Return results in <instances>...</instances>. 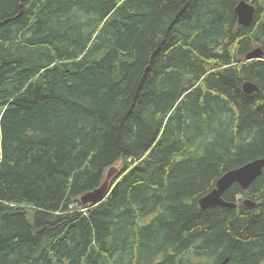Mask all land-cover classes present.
Segmentation results:
<instances>
[{"label": "trees", "instance_id": "trees-1", "mask_svg": "<svg viewBox=\"0 0 264 264\" xmlns=\"http://www.w3.org/2000/svg\"><path fill=\"white\" fill-rule=\"evenodd\" d=\"M245 1L0 0V264H264V167L198 204L264 157Z\"/></svg>", "mask_w": 264, "mask_h": 264}, {"label": "water", "instance_id": "water-1", "mask_svg": "<svg viewBox=\"0 0 264 264\" xmlns=\"http://www.w3.org/2000/svg\"><path fill=\"white\" fill-rule=\"evenodd\" d=\"M234 10L237 15L238 24L248 25L252 22L255 11L253 4L245 0H239ZM7 19L8 18L4 19L3 22H5ZM260 54V49L256 48L247 53L245 57L247 60H249L258 57ZM242 89L245 93L259 91L258 86L250 81H245L242 84ZM263 167L264 157H258L236 168L227 170L216 180L215 187L198 199L199 206L201 208H206L213 205H221L228 208L235 207V202L227 201L222 198L223 192L233 183L239 184V186L244 190L247 189L253 180L261 174ZM116 170V167H109L107 169L105 179L99 186L88 190L79 196L82 205H95L107 197L110 191L108 181L115 174ZM245 204L251 206L253 205V202L247 200L245 201ZM226 261L227 258H224L219 264H226Z\"/></svg>", "mask_w": 264, "mask_h": 264}, {"label": "bare ground", "instance_id": "bare-ground-1", "mask_svg": "<svg viewBox=\"0 0 264 264\" xmlns=\"http://www.w3.org/2000/svg\"><path fill=\"white\" fill-rule=\"evenodd\" d=\"M225 258H227V257H225ZM226 263H227V261H226Z\"/></svg>", "mask_w": 264, "mask_h": 264}, {"label": "clouds", "instance_id": "clouds-1", "mask_svg": "<svg viewBox=\"0 0 264 264\" xmlns=\"http://www.w3.org/2000/svg\"><path fill=\"white\" fill-rule=\"evenodd\" d=\"M113 167H115V166H113Z\"/></svg>", "mask_w": 264, "mask_h": 264}]
</instances>
